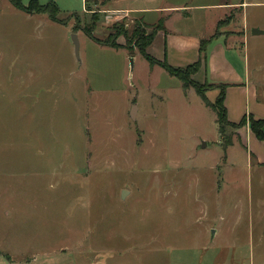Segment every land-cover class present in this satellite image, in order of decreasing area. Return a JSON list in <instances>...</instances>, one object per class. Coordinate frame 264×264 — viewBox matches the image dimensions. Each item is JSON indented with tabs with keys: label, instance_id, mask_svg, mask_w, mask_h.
Segmentation results:
<instances>
[{
	"label": "rangeland",
	"instance_id": "374dc122",
	"mask_svg": "<svg viewBox=\"0 0 264 264\" xmlns=\"http://www.w3.org/2000/svg\"><path fill=\"white\" fill-rule=\"evenodd\" d=\"M38 1L65 23L0 0V264H264V162L249 150L264 143L242 138L249 121L225 128L224 151L216 112L137 49L156 19L114 28L96 1ZM189 13H208L206 37L242 23ZM243 48L264 84V36Z\"/></svg>",
	"mask_w": 264,
	"mask_h": 264
},
{
	"label": "crops",
	"instance_id": "0c3cea01",
	"mask_svg": "<svg viewBox=\"0 0 264 264\" xmlns=\"http://www.w3.org/2000/svg\"><path fill=\"white\" fill-rule=\"evenodd\" d=\"M87 1H92L95 7L97 6L95 1L98 2V11L103 13L106 22H114L122 18L140 19L145 22L144 17L147 16V18L156 19L155 22H147V24L155 25L163 20L164 28L157 30L153 41L146 47V52L159 61H166L174 68H184L196 62L200 57L201 41L214 34L206 37L204 32L197 29V22L205 20L208 13L193 14L189 13L190 11L217 10L218 13L213 16V19L218 24L229 10H236L235 20L240 16L242 23L232 22L226 25L224 27L226 30L222 29L218 36L209 41L205 58L201 59L200 67L192 75V79L198 83L227 84L223 104L228 121L237 123L248 114L256 119L264 118V84L260 80L257 81V77L251 76L246 55H240L241 50L238 49L239 43L245 48L250 39L256 41L263 38L264 18L262 17L264 16L258 13V16L253 17L251 10L253 7L264 5V0ZM176 19L180 24L184 23L183 25L187 23L190 25L188 21H191L190 27L193 29L174 27L175 24L172 21ZM251 29L263 32L253 34L250 32ZM212 90H217L219 93L218 89ZM242 129L244 130L242 138L245 139L248 132L250 138L251 136L255 138L248 126H243ZM249 150L257 156L259 161L264 162V151L257 153L252 148ZM0 256L8 260L2 252Z\"/></svg>",
	"mask_w": 264,
	"mask_h": 264
},
{
	"label": "trees",
	"instance_id": "16d2710c",
	"mask_svg": "<svg viewBox=\"0 0 264 264\" xmlns=\"http://www.w3.org/2000/svg\"><path fill=\"white\" fill-rule=\"evenodd\" d=\"M9 1L11 2V4L14 7H16L17 9L23 10L26 13H29V14H46L47 17L53 21H57V22L63 23V24L65 23L64 21H62L61 19H59L57 17V13L59 12V8L52 1H48L45 4H41L38 0H30L27 5H23L21 0H9ZM120 22L121 21H116L115 23H113L112 26L114 28L115 27L117 28V26H119V24H121ZM221 22H222V20L218 21V25L221 24ZM163 28H164L163 20H160L156 26L154 25L152 27V30L150 31V33H148L147 37H145V40L142 43H138L137 49L139 50L140 54L145 59L148 60L150 65H152V66L156 65V64L160 65L166 71H168L170 74L178 77L182 82L183 90H186L189 86L194 87L195 92L202 98L205 105L212 108L216 112V122L218 125V133L223 140L222 141L223 150L225 151L227 149V146L232 145V139L230 137L226 136L225 128L226 127H234V128L241 127V126L246 124L247 120L249 121V128H250L251 132L254 134V136L258 140H260L264 143V118L263 119H256L252 115L248 114V115H244L241 118V120L237 123L230 122L227 120L226 109H225V106L223 104L227 84L204 83V84H208L209 90H212V89H218L219 90V93H218L217 97L215 98L214 102H211L207 98L206 94L201 91L202 87L199 85V83L194 81L190 77L198 71L200 64H201V59L205 58L206 46L211 39L218 36L217 32H214V34L211 37H209L208 39H204L201 41L200 49H199L200 57L196 62H194V63H192V64H190L184 68H174L171 65H169L166 61H159L146 52V47L153 41L157 30H160ZM82 31L97 43L104 44V45L114 47V48L120 47V45L118 43H116L115 41H111V40H106V41L103 40L102 41V40L97 39L92 33L93 27L92 28L84 27ZM114 35H115L114 39H116L120 35L126 36V31L124 30V28L120 29V30L118 29Z\"/></svg>",
	"mask_w": 264,
	"mask_h": 264
},
{
	"label": "water",
	"instance_id": "95a60500",
	"mask_svg": "<svg viewBox=\"0 0 264 264\" xmlns=\"http://www.w3.org/2000/svg\"><path fill=\"white\" fill-rule=\"evenodd\" d=\"M261 32H263V31H260V30H258V29H252V33H253V34H259V33H261ZM71 38H72V42H73V45H74V52H75V55L78 57L79 40H78V37H77L76 33H72ZM135 110H136V106L133 105V106H132V109H131V111H130V117H131L132 119L135 118ZM123 192H125V190H123Z\"/></svg>",
	"mask_w": 264,
	"mask_h": 264
}]
</instances>
